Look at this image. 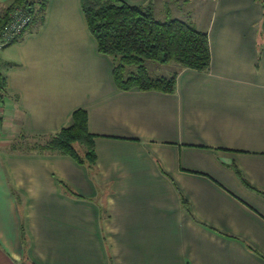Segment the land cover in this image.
Here are the masks:
<instances>
[{
    "label": "crops",
    "instance_id": "obj_1",
    "mask_svg": "<svg viewBox=\"0 0 264 264\" xmlns=\"http://www.w3.org/2000/svg\"><path fill=\"white\" fill-rule=\"evenodd\" d=\"M204 1L181 20L205 31L208 67L179 68L170 93L115 86L80 0H47L0 45V264H264V0ZM79 108L92 170L11 149Z\"/></svg>",
    "mask_w": 264,
    "mask_h": 264
},
{
    "label": "trees",
    "instance_id": "obj_2",
    "mask_svg": "<svg viewBox=\"0 0 264 264\" xmlns=\"http://www.w3.org/2000/svg\"><path fill=\"white\" fill-rule=\"evenodd\" d=\"M150 1L143 5H131L122 0H80V3L98 51L111 58L115 86L119 89L137 87L170 93L174 91L179 68L201 71L208 67L210 52L207 35L205 31L181 19L156 18ZM46 2H6L0 11V27L7 23L9 12L15 8L25 10L30 16L22 31L8 43L16 41L25 32L36 29L42 23ZM147 61L159 64L172 62L175 65L169 74L153 75L147 69ZM3 84L0 74L1 92ZM25 138H31L37 143L28 144ZM10 147L68 154L90 170L95 165L93 135L87 130L86 112L80 108L73 111L69 126L46 136L19 134ZM62 189L73 194L65 185H62Z\"/></svg>",
    "mask_w": 264,
    "mask_h": 264
},
{
    "label": "rangeland",
    "instance_id": "obj_3",
    "mask_svg": "<svg viewBox=\"0 0 264 264\" xmlns=\"http://www.w3.org/2000/svg\"><path fill=\"white\" fill-rule=\"evenodd\" d=\"M150 2L153 7L154 15L158 19H163L165 17H177L185 20L187 18L182 16V13L186 11L195 12V10L198 9V12L202 15L207 12V2L204 0H151ZM166 9L170 10L169 13L165 12ZM173 64L174 63L172 62L165 64H159L153 61L146 62L149 72H153V69L156 68L160 69L161 73L164 74L170 73ZM16 138H18V136H16ZM25 142L28 144L37 143V141L31 138H25Z\"/></svg>",
    "mask_w": 264,
    "mask_h": 264
},
{
    "label": "built area",
    "instance_id": "obj_4",
    "mask_svg": "<svg viewBox=\"0 0 264 264\" xmlns=\"http://www.w3.org/2000/svg\"><path fill=\"white\" fill-rule=\"evenodd\" d=\"M9 19L2 27H0V45L7 44L15 38L30 20L28 13L21 9L15 8L8 14ZM1 102V89H0Z\"/></svg>",
    "mask_w": 264,
    "mask_h": 264
}]
</instances>
